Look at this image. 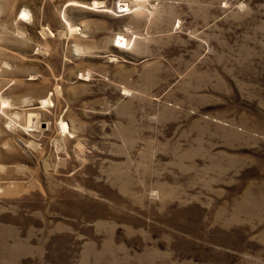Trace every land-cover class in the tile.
I'll return each mask as SVG.
<instances>
[{
  "label": "rangeland",
  "instance_id": "374dc122",
  "mask_svg": "<svg viewBox=\"0 0 264 264\" xmlns=\"http://www.w3.org/2000/svg\"><path fill=\"white\" fill-rule=\"evenodd\" d=\"M0 264H264V0H0Z\"/></svg>",
  "mask_w": 264,
  "mask_h": 264
}]
</instances>
